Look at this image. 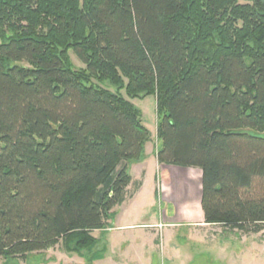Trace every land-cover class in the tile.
<instances>
[{
  "label": "trees",
  "instance_id": "obj_1",
  "mask_svg": "<svg viewBox=\"0 0 264 264\" xmlns=\"http://www.w3.org/2000/svg\"><path fill=\"white\" fill-rule=\"evenodd\" d=\"M0 41V259L97 246L146 159V96L204 222L264 232V0H0Z\"/></svg>",
  "mask_w": 264,
  "mask_h": 264
},
{
  "label": "rangeland",
  "instance_id": "obj_2",
  "mask_svg": "<svg viewBox=\"0 0 264 264\" xmlns=\"http://www.w3.org/2000/svg\"><path fill=\"white\" fill-rule=\"evenodd\" d=\"M69 55L74 70L86 69L74 51L70 50ZM115 89L111 88L112 91ZM130 101L142 113L143 124L151 133L152 138L146 145L145 151L147 148L150 155L153 152L156 154L159 143L157 138V99L155 96H146ZM152 171L156 173V169L150 167V179ZM155 173H153L152 178H154ZM166 176L169 178V183L165 181ZM166 176L159 174L157 176L158 183L151 184L150 182L146 186L143 197L133 209L135 213H138V215H134L133 222L138 224L156 222L158 224L152 227L143 225L144 228L149 229L144 231L147 234H143L142 238L137 236L138 232H135L134 235V240L137 239L140 242L154 241L153 252L150 247L145 249V255L151 256L152 254L153 264H264V232L245 235L219 225H208L204 222L199 207L192 208L189 215L184 213L179 215L181 209L176 214L171 205L163 203L162 200L164 199L161 195L166 192L169 194L165 188L166 183L171 184L167 187L171 189L172 193H175L176 197L182 195L185 187L191 189V186L194 187L197 197L198 189L201 190L202 194L201 174L199 172L190 173L189 181L190 177L193 176L192 183L186 177L175 182L173 174ZM156 189L158 191L155 196L152 193ZM187 189L183 193V198L189 195ZM190 194L191 197L194 195L193 193ZM121 209L119 206L113 211L114 215L109 221L110 225L107 229L92 234L98 240V244L94 249L84 251L82 255L67 253L62 242H60L55 248L43 253L29 255L27 259L7 260L1 258L0 264H118V234L122 232L121 230L118 231V215L121 214ZM158 226L163 227L158 228ZM129 240L130 238L127 237V241ZM128 248L129 246H126L124 251L129 250ZM135 252L137 251L135 250ZM96 255H99L98 260L95 258ZM99 258L103 261H99Z\"/></svg>",
  "mask_w": 264,
  "mask_h": 264
},
{
  "label": "crops",
  "instance_id": "obj_3",
  "mask_svg": "<svg viewBox=\"0 0 264 264\" xmlns=\"http://www.w3.org/2000/svg\"><path fill=\"white\" fill-rule=\"evenodd\" d=\"M150 167H154L156 169V173L152 171L153 173H155L154 174L155 176L154 178H152V175H153L152 173L151 179H150ZM192 172H199L201 174L200 184H202V171L201 170L190 169V168L185 169V168L176 167V166L160 165L158 163L155 152H153V154L150 155L146 148V159L140 163L134 164L131 167L130 173L132 176V183L127 189L126 201L124 202V204L120 206V209L122 208L121 209L122 212L121 214L118 215V231L121 230L122 232L118 234V264H153L154 259L152 257V254L151 256L145 255V251H146L145 249L150 247L152 249L151 251L153 252V248L155 246L154 241L140 242V241H137V239L134 240V237H135L134 235H135V232H138L137 236L142 238V235L143 234L146 235L147 233L145 232L147 231V229H149V228H144L143 225L152 227L158 224L156 222H153V223L142 222L141 224L133 222L132 219L134 215L136 214L138 215V213H135L133 209L134 207L137 206L138 201L143 197L146 186L150 182L151 184L155 182L158 183L157 176L159 174H164V176L166 175L169 176V174H173L174 175L173 178L176 182L185 177L189 181V176H190V173ZM165 179H166L165 181L167 182L169 181V178H167V176L165 177ZM192 180H193V176L190 177L189 182L192 183ZM138 183H141V187L135 194H133L135 191V187ZM170 185L171 184H167V183L165 184V188L169 194H167L166 192L164 195L163 194L161 195L164 199L162 200L163 203L167 205H171L174 213L176 214H177V211L181 209V211H179L180 212L179 215L182 213L189 215V213L192 211V208H196V207L200 208L201 215H203L202 208H201L202 194H201L200 189H198V197H197L193 186H191V189L190 188L187 189V187H185L184 191H182L183 193L187 189V193L189 195H191L190 193H193L194 195L192 197L187 195L185 198H183V193L181 196L176 197L175 193H172L171 189L167 187ZM189 190L191 191L189 192ZM157 191H158L157 189L153 190L152 194L156 196ZM132 194L134 195L133 197L131 196ZM153 203H154V200L152 201V205ZM174 219H175V216H174ZM127 237L130 238L129 241H127ZM126 246H129L128 248L129 250L124 251V248ZM135 250L137 252H135ZM133 253H135V255H133ZM99 261H103V260H99Z\"/></svg>",
  "mask_w": 264,
  "mask_h": 264
},
{
  "label": "built area",
  "instance_id": "obj_4",
  "mask_svg": "<svg viewBox=\"0 0 264 264\" xmlns=\"http://www.w3.org/2000/svg\"><path fill=\"white\" fill-rule=\"evenodd\" d=\"M159 227H161V228H162L163 226H158V228H159Z\"/></svg>",
  "mask_w": 264,
  "mask_h": 264
}]
</instances>
